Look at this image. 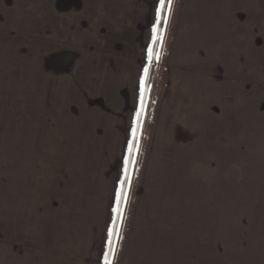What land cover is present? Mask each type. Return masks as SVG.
I'll return each instance as SVG.
<instances>
[{
  "label": "rangeland",
  "instance_id": "rangeland-1",
  "mask_svg": "<svg viewBox=\"0 0 264 264\" xmlns=\"http://www.w3.org/2000/svg\"><path fill=\"white\" fill-rule=\"evenodd\" d=\"M99 1L77 43L51 24L75 0H0V264L86 263L128 158L115 264H264V0H173L158 60Z\"/></svg>",
  "mask_w": 264,
  "mask_h": 264
},
{
  "label": "crops",
  "instance_id": "crops-1",
  "mask_svg": "<svg viewBox=\"0 0 264 264\" xmlns=\"http://www.w3.org/2000/svg\"><path fill=\"white\" fill-rule=\"evenodd\" d=\"M56 0L52 2V10H55ZM160 0L157 2L155 6L154 0H110V10L111 15L113 16V21L110 22V26L107 25V21L104 22V26L106 27L107 34H109L113 39H115L114 44L126 45L127 46V54L129 56H134V53L138 54L137 57L141 60V54L144 53L143 60H147L149 57V48L152 47L153 43V25L156 24V15L157 9L159 8ZM76 7L73 11H67L64 15V19L58 20L60 18L55 19V15H51L52 26L55 27L56 22L59 25L57 27V36L62 38L63 35H70L69 39L78 41L77 43H81L85 41L86 36H81V33L87 26L84 23L85 20H88L87 14L89 12L88 3L86 0H75ZM99 7L101 13L108 14V0H100ZM73 30L72 34L70 32ZM109 30V32H108ZM56 31L53 29L52 35H55ZM84 39L83 41H81ZM123 46V45H122ZM129 47V48H128ZM117 48V47H116ZM111 59H114L112 57ZM116 61L118 57H115ZM128 59V58H127ZM147 63L144 64L143 69L141 71V80L144 76L145 69L148 68ZM70 86V84H69ZM141 83H139V87ZM115 88V87H114ZM116 91V90H115ZM108 92V91H107ZM109 92H113L111 89ZM126 91L123 90L124 94ZM106 212L102 216V221L99 222V227H94L92 230L96 231V236L94 238V243L90 240L89 244L83 245V250L85 251L86 246L89 247L88 256L89 259L83 260L84 264H104L105 255L108 252V228L115 220V214L112 209ZM84 228L86 226L91 227L90 224H86V221L83 223ZM81 223L77 224V227L81 226ZM76 227V228H77ZM69 246V245H68ZM73 246V245H72ZM80 244H75L73 246V250L67 249V244L64 242L63 249H54L52 251V258L48 264H53L54 259L57 261H61L62 264L67 262L66 264H78L77 262H71L70 258L77 256L79 253ZM66 249V250H65ZM83 263V262H81ZM23 264H42L38 258H34L31 260L29 257L24 259L23 256ZM60 264V262H59Z\"/></svg>",
  "mask_w": 264,
  "mask_h": 264
},
{
  "label": "snow or ice",
  "instance_id": "snow-or-ice-1",
  "mask_svg": "<svg viewBox=\"0 0 264 264\" xmlns=\"http://www.w3.org/2000/svg\"><path fill=\"white\" fill-rule=\"evenodd\" d=\"M173 0H160L159 8L157 9V23L153 25V43L162 42L163 36L161 35L162 28L161 22L163 23V30H166L168 22L171 18L173 11ZM154 55L153 50L149 48V57L152 58ZM155 58L158 60L159 56L156 55ZM148 76V70L145 69L144 76L141 80V88H142V99L140 111L136 117V129L134 131L138 132L140 125V116H142L145 112V107L143 103V96H145L148 92L146 85V80ZM135 148L136 153H139V147L137 144L132 146ZM126 165L128 167L125 168L124 178L118 183L116 190V205L112 209L115 214V220L108 228V252L104 258V264H115L116 256H117V247L120 242L123 240V229L125 222V212L128 205V190L131 187V175L129 174V167L134 165V161L131 158L126 159Z\"/></svg>",
  "mask_w": 264,
  "mask_h": 264
},
{
  "label": "trees",
  "instance_id": "trees-1",
  "mask_svg": "<svg viewBox=\"0 0 264 264\" xmlns=\"http://www.w3.org/2000/svg\"><path fill=\"white\" fill-rule=\"evenodd\" d=\"M161 28L163 30V23L162 22H161ZM157 47H158V42H156L155 44L152 43L151 49L153 50L154 55H156V53H157ZM147 70H148V76H147V80H146V85L145 86L147 87V89H149L151 87L152 83H153V75H154L155 68H154L153 65L149 64ZM155 88H156V85H155Z\"/></svg>",
  "mask_w": 264,
  "mask_h": 264
}]
</instances>
